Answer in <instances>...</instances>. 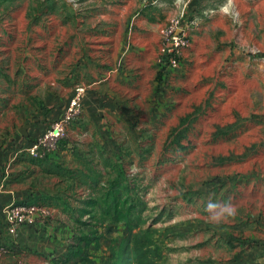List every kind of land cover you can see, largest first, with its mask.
Returning a JSON list of instances; mask_svg holds the SVG:
<instances>
[{
    "label": "rangeland",
    "instance_id": "1",
    "mask_svg": "<svg viewBox=\"0 0 264 264\" xmlns=\"http://www.w3.org/2000/svg\"><path fill=\"white\" fill-rule=\"evenodd\" d=\"M107 1L0 0V172L61 118L77 88H95L55 158L68 141L73 154L105 152L121 164L164 264H264V0H116L98 15L79 11ZM176 21L189 46L172 71L161 33ZM86 58L113 72L101 83L67 73ZM210 201L231 203L235 215L214 222ZM45 212L43 225L64 236L57 210ZM126 233L116 227L110 238ZM22 240L23 251L34 247ZM100 243L102 261L109 244Z\"/></svg>",
    "mask_w": 264,
    "mask_h": 264
},
{
    "label": "crops",
    "instance_id": "2",
    "mask_svg": "<svg viewBox=\"0 0 264 264\" xmlns=\"http://www.w3.org/2000/svg\"><path fill=\"white\" fill-rule=\"evenodd\" d=\"M98 5L100 6L83 7L80 8L79 11L83 14L89 13L92 15H98L103 11V8H106L109 11L114 10L116 8V0H108L107 3L98 2ZM127 6H129V4ZM94 24L96 23L94 22ZM145 58L146 61H148V58ZM130 67L136 70V73H139V71L143 69V64L139 67L138 63H136L135 66L131 65ZM68 71L69 72L67 73H71L72 76H79L85 80L86 83L88 80L96 79V77L100 78L97 83H101L113 72L108 60L98 59L94 61L93 59L87 58L86 60L81 61V64H78L77 68L71 67ZM130 75H133V71ZM104 86L105 85H103L102 89L105 91L108 87ZM94 89L95 88H92V90ZM89 90L90 91H87L83 98L82 104H84V108L87 106L85 109H91L90 104L95 102V97L92 98V94L95 95L96 92L92 93V90ZM88 92L90 98L87 97ZM90 99H93V102H91ZM71 130H75L73 124L68 128L67 139ZM67 139H65V141ZM70 145L71 143L68 141L66 142V145L64 144V148H62V151L58 155L60 158H55L57 152L44 159H32L29 158L26 153L24 155L21 154L20 156H12L10 161L15 162L11 165V170L8 173L0 172V187L4 186L2 191H0V232L8 239L5 241L8 244V250L5 252V260L8 261L9 264H23L21 262L23 259H28L29 264H75V260L67 255V245L71 242L73 235H77L78 229H76L75 219L78 217V210L83 208V202L89 198L92 190L89 183L82 184L78 179H70L69 175L70 173L72 175L87 173L86 169L81 166L82 163L84 164L87 162V167H92L94 170L100 171L104 176L106 172H110L112 156L105 152H99L95 155L92 151L87 155L73 154V151L69 150ZM70 154H72L71 157L74 155L72 158L74 159L73 161H75L74 163L67 162V160L70 159ZM59 160L66 161L64 165H60ZM102 160H107L108 166H103L101 163ZM0 166L4 165L0 164ZM57 172H60L61 175H56ZM36 178H40V181H38L36 187L32 189L31 185ZM44 178L49 179L56 184L63 185V183H65L67 184V187L66 189L64 188V190L57 192H53L52 190L45 191L44 188L38 187L42 184ZM93 182L94 181L91 183L94 184ZM58 186L59 185L56 187L58 188ZM27 190H30V193H28ZM9 203H11V205L29 203L38 206L46 204L48 206H42L44 209L57 210L58 216L56 220L65 227L64 233L66 234L64 236L67 238L65 239L62 233L59 234L55 233L54 230L52 231L51 227L44 226L43 222L40 220L42 217L36 218L33 222L22 226L20 229L11 228L6 221V208H3ZM86 220L87 216H84L82 221ZM1 224H3V226ZM115 228L116 227H114V229ZM122 228L125 227L122 226ZM34 230H36L37 233H34ZM82 231L85 232L86 229L83 228ZM22 237L26 239H34L35 244L30 251L25 252L20 245H18L23 242ZM2 244L6 245L0 240V245ZM249 253L251 254V249H248L246 254ZM0 264H3L1 258Z\"/></svg>",
    "mask_w": 264,
    "mask_h": 264
},
{
    "label": "trees",
    "instance_id": "3",
    "mask_svg": "<svg viewBox=\"0 0 264 264\" xmlns=\"http://www.w3.org/2000/svg\"><path fill=\"white\" fill-rule=\"evenodd\" d=\"M101 163L108 166L107 160ZM81 166L87 173H70L69 178L78 179L82 184L89 183L92 192L83 202V208L78 210L75 219L77 235H73L67 245L68 257L74 259L75 264H164L158 246L150 238V230L142 229V201L137 197L133 185L128 183L122 165L115 161L110 163V172L105 175L117 174L114 178H106L100 171L87 167V162ZM57 174L61 175L60 172ZM42 206L48 205H39ZM84 216H87L86 221H82ZM117 226H123L127 231L120 240L109 237ZM103 239L109 245L104 250L106 258L99 261L97 252Z\"/></svg>",
    "mask_w": 264,
    "mask_h": 264
},
{
    "label": "built area",
    "instance_id": "4",
    "mask_svg": "<svg viewBox=\"0 0 264 264\" xmlns=\"http://www.w3.org/2000/svg\"><path fill=\"white\" fill-rule=\"evenodd\" d=\"M181 27V24L176 21L171 23V25L161 33L164 40L163 45L166 46L169 52H173L172 54L169 53L167 62V68L172 71L178 67L179 51L189 46V38ZM260 62L264 64V57L261 58ZM74 93L75 95L66 104L61 118L52 122L45 131L25 149V153L29 158L44 159L50 154L56 153L62 141L67 139L68 128L80 114L85 92L82 87H79ZM45 213V209L38 205L18 203L11 205L6 210L5 217L11 228L20 229L22 226L33 222L36 218L41 217Z\"/></svg>",
    "mask_w": 264,
    "mask_h": 264
},
{
    "label": "clouds",
    "instance_id": "5",
    "mask_svg": "<svg viewBox=\"0 0 264 264\" xmlns=\"http://www.w3.org/2000/svg\"><path fill=\"white\" fill-rule=\"evenodd\" d=\"M207 207L210 210L211 219L216 223H220L225 215L232 216L236 213V209L231 203L222 204L210 201Z\"/></svg>",
    "mask_w": 264,
    "mask_h": 264
}]
</instances>
